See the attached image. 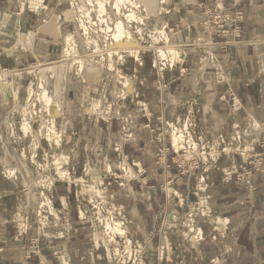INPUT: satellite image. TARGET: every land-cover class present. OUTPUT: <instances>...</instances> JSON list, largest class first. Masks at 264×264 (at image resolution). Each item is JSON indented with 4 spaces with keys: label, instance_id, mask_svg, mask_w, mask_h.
Instances as JSON below:
<instances>
[{
    "label": "rangeland",
    "instance_id": "374dc122",
    "mask_svg": "<svg viewBox=\"0 0 264 264\" xmlns=\"http://www.w3.org/2000/svg\"><path fill=\"white\" fill-rule=\"evenodd\" d=\"M15 1H18L22 8L30 4L28 0ZM63 1L67 6L63 13L47 16L39 27L35 26L38 33L52 35L55 46L52 56H45L43 53L44 56L36 58L25 57L15 65L11 62L8 70L6 69L14 88L8 99L0 92V241L11 236L14 241H18L25 232L39 226L40 233H45L49 237L52 231L70 230L75 222L74 213H77L84 234L80 236L83 239L82 245L75 252L84 264H144L148 259H156L162 251H166L161 245L162 243L166 245L168 238L165 239L166 242L159 236L148 241L135 239L129 229L125 201L117 192L119 186L123 187L128 179L136 177L132 162L117 153H101L92 155V160L89 157L88 161L81 160L76 165V147L82 136L83 123L80 115L82 112L110 114L114 108V101L116 103L121 101L124 107L126 106V97L139 73L134 76V70L124 71L125 63L129 62V66L131 62L138 63L140 65L138 71L148 70L153 73L154 79L159 76L156 74L157 69L165 72L174 69L180 54L176 51L178 44L173 37L174 30L170 31L166 26L170 5L174 0H166L163 4L159 0H134L137 4L127 2L123 6L121 19L125 24L134 31L137 27L143 28L145 39L140 44L139 58L116 48V41L110 42L112 38H106L104 31L101 30L105 27L101 20L102 16L109 15L113 21L119 17L120 20V16L114 11L112 0L107 4L108 11L105 15L100 14L95 4L97 0L93 1V8L86 0ZM78 6L82 7L81 11ZM130 9L137 12L136 19L126 18L124 12ZM17 11L11 13L10 23L19 24L10 27V35L3 45L8 53H15L19 49L31 50L33 37L37 35L32 32L33 27H30L31 31L24 28L23 14L17 15ZM82 15L87 19H83ZM79 17L89 25L86 24L89 33H85ZM58 26L63 28L62 35ZM160 29L165 30L166 38H153ZM68 33L74 37V41L71 42L72 45L74 43L73 46L65 43V36ZM87 40L91 42L88 43ZM95 43L99 45L96 47ZM196 45L206 46L205 37L196 42ZM161 51H164L165 55H162ZM40 65L45 70L41 73L38 70ZM214 80H217L216 77ZM198 82L202 87L203 78H199ZM44 91L53 97L54 105L61 107L59 116L48 112L45 100L40 98ZM203 93L201 91L199 100L198 94L192 98L186 97L189 99H185L186 104L177 111L173 119L160 117L159 124L152 130L160 132L158 141L170 143L174 151L172 161L180 171L185 173L201 171L205 180L213 169L219 168L222 164L228 165L229 172L234 170L231 157L222 152L223 147L229 143L232 148H244L251 143L252 147L255 146V150H258L263 127L257 119L258 124L254 123L256 121L253 117L246 115V120L234 124L227 137L226 135L211 137L208 133V124L203 117V106L199 103ZM96 103L97 106L94 105ZM24 108L28 109V116L24 115ZM25 119L30 125L28 131L23 129ZM52 119L57 124L53 131L49 130ZM175 128L185 135L180 142L179 150L174 148L172 143ZM126 133L128 135V129ZM255 150L243 154L252 155ZM194 157L199 159L198 165L192 160ZM56 182L73 185L71 193L74 201L69 206L67 204L66 209L60 207L62 208L60 210L57 209L59 206L56 208L53 206L51 193ZM90 187L96 193L87 192ZM46 196L55 209V214L47 205L42 206ZM66 201L64 199V202ZM206 205L207 202L203 201L195 207H190V212L187 211L182 220L192 242L196 241L195 238L197 241L202 239L198 226L201 227L205 219L213 225L215 223L213 219L216 215L212 208V213L201 212ZM112 218L122 223L123 233L113 232L112 229L107 230L108 232L105 230L106 222ZM225 236L223 232L214 241L221 244ZM39 238L36 236L31 239V243L37 249L39 246L36 244H40ZM228 239L231 241L233 237L228 234ZM168 248L169 252L174 253L173 256H177L178 251L169 242ZM65 253L67 259L68 252L65 250ZM179 254L185 259L183 264H209L208 256L200 257L197 250L185 248ZM196 255L200 260L189 263L190 258ZM215 264H220L219 259Z\"/></svg>",
    "mask_w": 264,
    "mask_h": 264
},
{
    "label": "crops",
    "instance_id": "0c3cea01",
    "mask_svg": "<svg viewBox=\"0 0 264 264\" xmlns=\"http://www.w3.org/2000/svg\"><path fill=\"white\" fill-rule=\"evenodd\" d=\"M217 5L232 13L240 12L242 19L210 29L206 26L210 11ZM66 8L63 0H42L34 9L27 5L22 13L18 1L0 0V72L25 57L36 58L44 56L43 53L51 57L55 50L52 35L38 33L35 26ZM14 11L23 14L24 28L31 31L33 27L32 32L37 34L31 50L8 53L3 47L10 27L19 24L10 23ZM169 13L166 26L174 30L176 51L180 54L174 69L166 72L157 69L159 76L154 79L148 70L139 72L138 63L131 62L130 66L125 63L124 71L134 70V76L139 73L124 101L126 106L114 101L110 114L90 111L80 114L83 126L76 147V165L101 153H117L132 162L136 177L119 186L117 192L125 201L129 229L135 239L148 241L159 236L167 241L161 245L166 251L144 264H183L185 259L179 252L185 248L197 250L200 257L208 256L209 264H215L217 259L220 264H264V173H257L249 183L238 179L237 172L241 171L245 156L235 152L233 171L229 172L228 165L222 164L203 181L201 171H180L172 161L174 151L170 143L158 141L160 132L152 130L160 117L173 119L186 104L185 99H189L186 97L198 94L199 100L201 91L204 93L198 102L203 106L211 137H227L234 124L244 121L246 115L264 122V0H174ZM202 36L207 41L204 47L196 45ZM199 78H203L202 87ZM72 189V183L54 184L51 193L54 208L66 209L74 201ZM203 201L216 216L230 218L229 226L222 229L226 236L221 244L214 240L221 236L222 230L208 219L198 226L200 241L188 238L182 220L190 207ZM74 214L70 230L52 231L49 237L40 233L39 226L25 232L18 241L12 236L0 241V264H84L75 252L82 245L80 236L84 228L80 216ZM228 234L233 237L231 241ZM36 236L40 237L39 249L31 243ZM168 242L178 251L177 256L168 251ZM62 250L68 252L66 261ZM197 255L189 263L200 260Z\"/></svg>",
    "mask_w": 264,
    "mask_h": 264
},
{
    "label": "bare ground",
    "instance_id": "6f19581e",
    "mask_svg": "<svg viewBox=\"0 0 264 264\" xmlns=\"http://www.w3.org/2000/svg\"><path fill=\"white\" fill-rule=\"evenodd\" d=\"M87 3L89 2L90 4H92V8L94 7L93 5V1L95 0H86ZM110 0H97V3L95 2V4H97V8L98 10L100 11V14L101 15H105L107 14V11H108V2ZM112 6L113 8L115 9L114 11L116 12V14H118L120 16V20H119V17L113 21V18H111V16L107 15V16H102L101 20L102 22L105 23V27H100L102 31H104L105 33V37L110 39L112 38V40L110 42H115L118 49H121V51H124V52H128L130 54H134L135 56L137 55V57L139 58L140 55H139V49H140V44L142 43V40L145 39V35H144V32H143V28L141 27H137L136 30H132L129 28V26H127L125 24V22L123 21V19H121V16L123 14V6L125 5V3H136V1L134 0H112ZM166 0H159V2L161 4H163ZM26 2V1H25ZM28 2L30 4L28 5H31V7L35 8L37 5L41 4L42 3V0H28ZM88 3V4H89ZM25 4V3H24ZM37 4V5H36ZM79 4V3H78ZM82 6V5H81ZM81 6H78V9H80V11L82 10V7ZM30 7V8H31ZM85 7V6H84ZM83 7V8H84ZM127 7V6H126ZM132 7V6H131ZM86 8V7H85ZM96 8V7H95ZM77 10V9H76ZM84 10V9H83ZM85 11V10H84ZM24 12V8H22V13ZM25 13V12H24ZM80 13V12H79ZM83 13V12H82ZM87 14V13H86ZM109 14V13H108ZM126 18L128 20H131V19H136L138 17V14L137 12L134 10V9H130V10H127L126 12H124ZM80 15V14H79ZM84 15V13H83ZM82 15V17H84ZM89 15V14H87ZM86 16V15H85ZM91 16V15H90ZM82 17L80 18L79 17V21H81V26L84 27V30H85V33H89L88 32V28L87 27V22L85 23L83 19H85V17L82 19ZM91 18V17H90ZM87 19V18H86ZM85 19V20H86ZM21 21V20H20ZM89 21V19H88ZM87 24V25H86ZM89 26V25H88ZM59 28V33L62 35L63 33V28L61 26H58ZM99 31V30H98ZM91 32V31H90ZM97 32V31H96ZM21 33V32H20ZM72 33V32H71ZM68 33L66 36H65V43L66 45H69L71 44L72 40H73V36L72 34L74 33ZM36 34V33H34ZM32 35V34H31ZM166 38V32L164 29H160L158 30V34L157 35H154L153 38L155 39H160V38ZM94 38V37H93ZM28 39V38H27ZM91 39V38H90ZM96 39V38H95ZM25 41V40H24ZM74 41V40H73ZM77 42V40H76ZM88 42V40H87ZM91 42V41H89ZM88 42V43H89ZM93 42V41H92ZM97 43V42H96ZM95 43V45H96ZM74 45V43H73ZM72 44L70 46H73ZM99 45V44H98ZM96 45V47L98 46ZM94 46V44H93ZM12 48V47H11ZM9 49V48H8ZM114 49V48H113ZM10 51V49H9ZM77 51V50H76ZM96 51V50H95ZM114 51V50H113ZM119 51V50H118ZM162 52V55H165L164 51H161ZM78 59V58H77ZM81 60V59H80ZM78 62V60H77ZM80 62V61H79ZM36 67V66H35ZM40 69L38 68L39 70V73H41L43 70H44V67L42 65L39 66ZM43 67V68H42ZM37 68V67H36ZM8 70V69H7ZM7 70L4 72V73H0V92L3 94V96L8 99V95L9 93H11L12 89L14 88V85H13V81L8 77V74L7 73ZM33 70V69H32ZM37 70V69H36ZM16 71V70H14ZM31 71V70H30ZM45 71V70H44ZM32 72V71H31ZM37 73V72H36ZM11 74V73H10ZM21 74V73H20ZM13 76V75H12ZM20 76V75H19ZM14 80V79H13ZM40 86V84H39ZM43 86V84L41 85ZM33 88V87H32ZM31 88V90H33ZM45 88V87H44ZM47 90V89H46ZM40 93V92H39ZM40 98L44 99L45 100V103L47 105V108H48V112L50 114H60L61 111H60V106L58 105H54V102H53V97L47 92V91H44L43 95H40ZM35 99V98H34ZM37 99V98H36ZM95 106H97V103L94 104ZM238 106V105H237ZM90 109V108H89ZM92 109V108H91ZM93 111V110H92ZM24 115L25 116H28L29 115V112H28V109L27 108H24ZM59 116V115H58ZM247 117H245V120H246ZM253 119H255L256 124H258V121L256 120V118L253 117ZM27 119H25V122L23 124V129L25 131H28L30 129V125L28 122H26ZM249 121V120H247ZM57 124L55 122V120H51V125H50V128L49 130L53 131L55 128H56ZM49 136H50V132H49ZM185 138V135L182 131H177L176 128L174 129V132H173V144L175 146V148L177 150H179L180 148V142L181 140H183ZM195 147H196V144H195ZM251 151H254V146L252 147V144H248L247 146H245L244 148H232L230 146V143L228 144V146H224L223 149H222V152H225L229 157H231V159L233 160V155L235 152H251ZM59 163V161L57 162V164ZM57 168H60V167H57ZM231 174V173H230ZM203 181L204 178H202ZM203 189V188H202ZM205 189V188H204ZM87 192H89L90 194H94L96 193V191L94 189H92L91 187L87 189ZM178 194V193H177ZM46 206L47 205V208L52 212L53 214L56 213L55 209L53 208L49 198H46L44 199L43 203H42V206ZM201 212H204V213H212L211 211V207L209 206H204L201 210ZM82 214V212H81ZM82 216V215H81ZM18 218V217H17ZM214 222L218 225V227H220V229L224 230L226 225L228 224L230 218H225L223 216H216L214 219ZM191 222V221H190ZM189 222V223H190ZM188 223V224H189ZM192 224V223H191ZM122 223L117 220L116 218H112L111 221H107L106 222V226H105V230H111L113 232H116V231H119L121 232L122 230ZM111 231V232H112ZM108 232V231H107ZM123 233V232H121ZM223 233V232H222ZM114 234V233H113ZM111 238V236H110ZM112 240V238H111ZM110 241V240H109ZM97 243H99V241H96ZM106 242V241H105ZM118 242V241H117ZM116 252L118 253V249H116ZM62 257H64V260H67L65 257H66V253H65V250L64 252H62Z\"/></svg>",
    "mask_w": 264,
    "mask_h": 264
},
{
    "label": "built area",
    "instance_id": "2783aa9c",
    "mask_svg": "<svg viewBox=\"0 0 264 264\" xmlns=\"http://www.w3.org/2000/svg\"><path fill=\"white\" fill-rule=\"evenodd\" d=\"M241 19L242 16L240 12L237 11L235 13H232L228 8L217 5L210 11V18L207 25L212 29H217L224 27L229 21L238 22ZM261 126L263 127V130L261 131L262 137L260 138V141L258 143L259 149L255 150L256 148L254 146L255 152L252 155H247L245 157L243 155L244 162L242 163L241 171L237 172L238 179L245 180L248 183L252 181L253 177L257 173H264V122L261 123ZM192 160H195V165H198L199 159L197 157H194ZM198 167L199 166H197V168ZM36 246L39 245L36 244Z\"/></svg>",
    "mask_w": 264,
    "mask_h": 264
}]
</instances>
